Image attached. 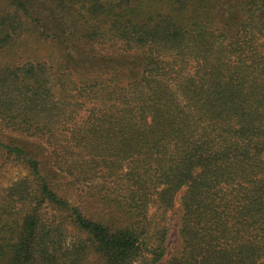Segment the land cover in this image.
I'll return each mask as SVG.
<instances>
[{"label":"trees","instance_id":"1","mask_svg":"<svg viewBox=\"0 0 264 264\" xmlns=\"http://www.w3.org/2000/svg\"><path fill=\"white\" fill-rule=\"evenodd\" d=\"M27 29L0 264H264V0H0V50Z\"/></svg>","mask_w":264,"mask_h":264},{"label":"rangeland","instance_id":"2","mask_svg":"<svg viewBox=\"0 0 264 264\" xmlns=\"http://www.w3.org/2000/svg\"><path fill=\"white\" fill-rule=\"evenodd\" d=\"M37 32L34 34L28 29L18 36L10 47L4 51L0 50V60L6 61L11 59H27L45 54L50 42L45 41V38H37ZM40 38V39H39ZM0 139L6 143H18L23 141L24 138L21 135L0 131ZM17 139V140H16ZM0 185L7 187L12 185L14 182L19 181L23 177L28 175V170L21 164L20 161L15 159L14 162H6L5 151L0 147ZM180 216H181V205L176 204L174 213L169 219V235H168V252L164 258L167 260L171 254L180 247L181 236L179 232L180 228Z\"/></svg>","mask_w":264,"mask_h":264}]
</instances>
